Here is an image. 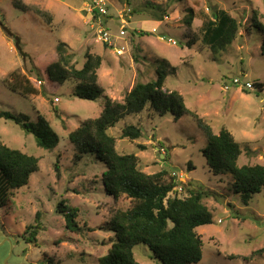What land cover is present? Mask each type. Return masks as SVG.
Returning <instances> with one entry per match:
<instances>
[{
    "label": "rangeland",
    "instance_id": "obj_1",
    "mask_svg": "<svg viewBox=\"0 0 264 264\" xmlns=\"http://www.w3.org/2000/svg\"><path fill=\"white\" fill-rule=\"evenodd\" d=\"M87 2L0 0V16L21 47L19 51L0 26V107L28 114L32 120L41 114L59 136L57 146L47 150L19 125L0 118L3 143L40 159L29 183L0 208V264H99L113 241V232L105 228L110 209H127L131 199L122 195L114 200L106 193L102 181L106 166L88 156L76 160L68 134L82 121L99 116L103 95L122 101L136 82L154 80L166 61L175 72L167 74L164 89L182 94L187 113L177 120L171 111L159 115L147 108L128 115L111 129L116 148L137 155L148 174L165 170L164 181L175 175L180 182H191V188L208 192L204 201L213 218L198 227L203 240L198 264H264V188L244 205L231 189V175L209 171L202 152L206 137L193 116L201 117L215 133L222 127L232 133L241 147L239 165H264V33L251 25L253 11L264 24V0H107L102 26L115 45L125 46L120 55L99 38L100 27L86 10ZM188 8L194 11L190 24L185 21ZM216 9L242 22L240 36L219 52L201 40L204 24ZM155 14H162V19H154ZM121 28H126L124 36L119 34ZM58 41L68 45L78 67L87 53L102 57L98 70L102 96L81 99L74 95L73 79H49L46 69L57 59ZM13 70L38 92L27 98L11 92L3 80ZM235 77L254 88L232 84ZM256 81L261 88L255 87ZM127 125L139 127L140 137H123ZM179 186L183 190L174 189L170 195L185 196L186 187ZM61 199L78 208L79 230L70 231L57 212ZM36 220L41 226L36 241H26L25 229ZM133 253L140 263L161 264L143 244L136 245Z\"/></svg>",
    "mask_w": 264,
    "mask_h": 264
},
{
    "label": "trees",
    "instance_id": "obj_2",
    "mask_svg": "<svg viewBox=\"0 0 264 264\" xmlns=\"http://www.w3.org/2000/svg\"><path fill=\"white\" fill-rule=\"evenodd\" d=\"M147 5L160 11L159 6L157 8L149 2ZM35 11L43 13L37 8ZM155 16L154 19L161 20L163 15ZM193 17V9L188 8L186 23L190 24ZM257 18L258 13L253 11L251 25L264 33V24ZM0 26L21 51L18 37L11 35L3 16H0ZM241 27L242 22L237 18L223 9H216L204 24L202 43L213 52L227 50L240 36ZM56 52L57 59L46 69L51 81L73 79L76 82L74 95L81 99L94 101L102 96L103 90L98 84V70L102 63L100 55L87 53L83 65L78 67L64 41H58ZM262 52L264 54V38ZM174 72L175 67L166 61L165 66L158 67L154 80L136 82L122 101L103 95L104 103L99 116L82 121L68 134L75 147L76 160L88 156L106 166L102 174L106 193L114 200L122 195L131 199V206L127 209H110L105 228L113 232V241L107 253L98 259L99 264H145L138 262L133 253L134 247L139 244L147 246L161 264H198L202 259L203 240L198 227L212 223L213 218L212 211L204 201L208 192L191 188V182H180L175 175H171L169 181H164L165 170L146 173L137 155L123 153L116 148V137L111 133L121 119L141 113L145 108L154 109L153 113L159 115L171 111L176 120L187 113L182 94L177 90L164 89L167 74ZM36 76L41 80L40 74ZM3 83L11 92L24 98L38 92L18 70L9 73ZM255 84V87L262 86L258 81ZM193 116L206 137L207 144L202 152L209 171L215 176L231 175V189L240 196L242 204L248 205L252 196L264 188V165H239L241 147L232 133L226 127L215 133L201 117ZM0 118L11 120L32 134L39 147L53 150L59 142L58 134L41 114L32 120L28 114L0 107ZM140 135L141 130L134 125H127L122 131L123 137L134 139ZM39 163L37 156L12 148L0 139V208L10 202V195L14 191L29 183L31 175L39 170ZM179 184L186 187L187 194L179 196L176 192L170 195ZM57 212L64 216L70 231L81 228L77 220L78 208L69 205L67 199L58 202ZM40 228L38 220L27 226L24 232L28 233V236H24L26 241L35 242Z\"/></svg>",
    "mask_w": 264,
    "mask_h": 264
},
{
    "label": "built area",
    "instance_id": "obj_3",
    "mask_svg": "<svg viewBox=\"0 0 264 264\" xmlns=\"http://www.w3.org/2000/svg\"><path fill=\"white\" fill-rule=\"evenodd\" d=\"M107 0H89L86 4V10L89 14L92 15V19L96 23L99 24L98 29V36L101 39V41L104 42L105 45L112 47L115 50V53L120 55L125 51V46L121 45H115L112 40V36L109 34V32L102 26L105 13H107V6H106ZM155 31V29L153 30ZM126 33V28H121L119 31L120 36H124ZM168 41H171L173 44H175V40H172L171 38L168 39ZM232 84L240 85L246 89H253L254 85L249 81H243L238 77L233 78ZM58 100V98H56ZM181 190H179V189ZM178 191H182L183 188H181L179 185L175 188Z\"/></svg>",
    "mask_w": 264,
    "mask_h": 264
}]
</instances>
